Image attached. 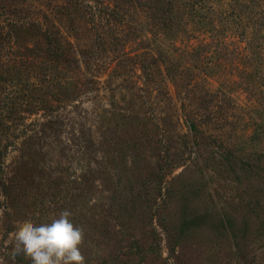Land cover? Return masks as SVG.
Masks as SVG:
<instances>
[{
    "label": "rangeland",
    "instance_id": "1",
    "mask_svg": "<svg viewBox=\"0 0 264 264\" xmlns=\"http://www.w3.org/2000/svg\"><path fill=\"white\" fill-rule=\"evenodd\" d=\"M0 197V264L63 210L86 264H264V0H0Z\"/></svg>",
    "mask_w": 264,
    "mask_h": 264
},
{
    "label": "clouds",
    "instance_id": "2",
    "mask_svg": "<svg viewBox=\"0 0 264 264\" xmlns=\"http://www.w3.org/2000/svg\"><path fill=\"white\" fill-rule=\"evenodd\" d=\"M3 212L0 209V216ZM71 215L70 211L63 210L50 223L35 224L32 220L19 223L17 230L10 234L16 251L23 252L32 264H86L81 251L85 232L72 222Z\"/></svg>",
    "mask_w": 264,
    "mask_h": 264
}]
</instances>
